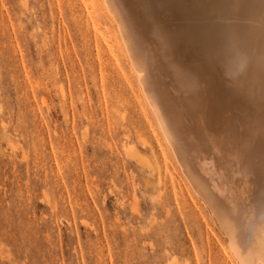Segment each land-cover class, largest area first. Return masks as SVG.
I'll return each mask as SVG.
<instances>
[{"label": "rangeland", "instance_id": "rangeland-1", "mask_svg": "<svg viewBox=\"0 0 264 264\" xmlns=\"http://www.w3.org/2000/svg\"><path fill=\"white\" fill-rule=\"evenodd\" d=\"M159 1L154 20L166 31L184 30L185 15L202 6ZM240 1L244 21H253ZM223 4L219 17L211 11L208 35L194 27L199 42L193 28L177 29L185 57L196 46L202 56L234 45L238 16ZM122 44L101 0H0V264H240L165 140ZM207 108L206 130L220 138L219 106ZM233 111L221 110L236 128Z\"/></svg>", "mask_w": 264, "mask_h": 264}, {"label": "bare ground", "instance_id": "bare-ground-1", "mask_svg": "<svg viewBox=\"0 0 264 264\" xmlns=\"http://www.w3.org/2000/svg\"><path fill=\"white\" fill-rule=\"evenodd\" d=\"M101 1L119 28L122 47L129 53V61L135 67L132 70L135 71L141 92L155 112L165 140L167 139L192 189L203 197L208 208L216 215L220 228H223L229 239L233 256L240 264H264V0H248L249 13L254 14L255 18L250 21V16L248 24L244 21V15L248 11L242 14L239 6V2L241 4L244 1H219L229 5V10L235 14H232L234 18L238 16L237 19H231L233 23L230 25L234 45L230 48L222 45L219 52L214 53L213 46L209 44L211 50L206 54L202 53V56L201 47L196 46L193 53L188 54L189 50L187 51L186 57V53H183L187 49L182 47L187 45L189 37L184 42L186 45L182 46L183 43L180 48L176 43L180 36L176 32L178 28L175 30L171 27V30L166 31L160 22L154 20L158 17L154 7L155 0ZM197 1L202 4L198 9L199 14L197 17L192 13L186 14V28L182 31L184 34L194 31L192 35L195 34L193 38H196L192 40L198 41L199 34L194 27L208 35L209 23L213 20L210 17L214 12L219 17L218 11L221 9L218 7L220 4L217 5L218 0V3L214 0ZM159 3L161 5L163 2L160 0ZM225 8L223 7V12ZM166 10L170 12L171 7L168 5ZM181 10L185 11L184 5H181ZM229 15L231 14H227V18ZM159 18L162 17L159 15ZM241 20L247 24L245 27L241 25ZM177 25L174 28L180 26ZM191 28L193 30L189 32ZM248 30H257L259 37H251L247 34ZM219 31L222 32H217ZM221 32L218 38L223 37ZM176 33L178 38L173 36ZM225 33L227 35V30ZM217 35L216 33L215 36ZM207 38L205 40L208 41ZM218 41L217 39L216 42ZM222 42L220 44L224 43ZM191 45L193 49L194 46ZM181 49L183 50L180 51ZM186 61L190 62L193 69L191 73L188 71L189 74H186L187 70L182 65ZM246 96L249 98H245ZM240 97H243V105L248 104L249 109L244 110L245 115L236 106V100ZM213 101L219 106L220 121L223 123L220 125L225 133L222 137L219 135L220 138L206 130L204 111L207 104ZM245 106L244 108L247 107ZM225 108L236 111V120L232 118L235 124L237 121L236 128H231L228 118L221 112ZM213 128L217 129L214 125ZM217 151L221 152V161L217 158Z\"/></svg>", "mask_w": 264, "mask_h": 264}]
</instances>
